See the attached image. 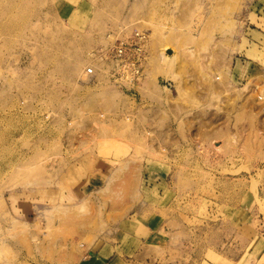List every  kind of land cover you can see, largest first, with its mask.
Segmentation results:
<instances>
[{
  "label": "rangeland",
  "instance_id": "1",
  "mask_svg": "<svg viewBox=\"0 0 264 264\" xmlns=\"http://www.w3.org/2000/svg\"><path fill=\"white\" fill-rule=\"evenodd\" d=\"M253 1L0 0V264L134 258L140 226L148 261L264 264ZM135 31L144 75L120 87L96 52Z\"/></svg>",
  "mask_w": 264,
  "mask_h": 264
},
{
  "label": "built area",
  "instance_id": "2",
  "mask_svg": "<svg viewBox=\"0 0 264 264\" xmlns=\"http://www.w3.org/2000/svg\"><path fill=\"white\" fill-rule=\"evenodd\" d=\"M147 39V34L135 31L132 36L118 38L109 48L97 51L96 54L101 59L98 71L107 73L120 87H131L140 83L144 75ZM96 73L97 70L93 66L85 70L89 77L95 76Z\"/></svg>",
  "mask_w": 264,
  "mask_h": 264
},
{
  "label": "crops",
  "instance_id": "3",
  "mask_svg": "<svg viewBox=\"0 0 264 264\" xmlns=\"http://www.w3.org/2000/svg\"><path fill=\"white\" fill-rule=\"evenodd\" d=\"M264 0H254L252 4V9L250 10L252 13L250 15H254L257 17V19H262L264 16ZM250 19V18H249ZM251 21V20H250ZM255 31V30H254ZM246 36L241 39L240 47L244 46L246 42L250 44L249 46H259L261 48V45L259 42H257L253 37L249 35V33L245 34ZM247 37V38H246ZM250 51H253L250 49ZM251 65L254 64L253 62H249ZM253 67V66H252ZM251 67V71H254L256 68L261 69L258 67V64L254 65V68ZM153 229H156L155 227H152ZM146 226H140L139 229H137V232L133 235L135 240H138L141 242L139 248L137 249L136 253L134 254V258L128 257V254L123 253L127 250H130L131 252L135 251L136 248H122L121 245H110V248L108 250L107 254H95L94 256L88 257L85 261L83 260V264H112L113 261L118 258V261L116 264H158V262L155 260L154 262L152 260L148 261L145 257H143L144 252L148 250V240L150 239L155 232H153V229ZM156 235V233H155ZM137 237V238H136ZM113 253V251H115ZM117 250L121 253H118Z\"/></svg>",
  "mask_w": 264,
  "mask_h": 264
}]
</instances>
